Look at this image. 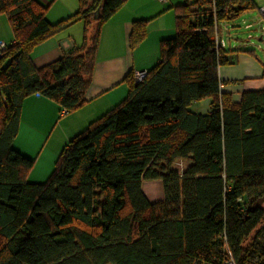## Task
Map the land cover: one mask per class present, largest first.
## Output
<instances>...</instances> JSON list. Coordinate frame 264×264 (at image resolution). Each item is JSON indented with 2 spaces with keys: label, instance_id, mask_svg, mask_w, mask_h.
I'll return each instance as SVG.
<instances>
[{
  "label": "trees",
  "instance_id": "obj_1",
  "mask_svg": "<svg viewBox=\"0 0 264 264\" xmlns=\"http://www.w3.org/2000/svg\"><path fill=\"white\" fill-rule=\"evenodd\" d=\"M125 0H79L56 23L37 0H0L15 44L0 53V264H264V90L239 102L222 91L220 25L258 10L254 0H187L174 8L175 36L127 98L76 136L44 184L16 151L23 102L83 107L102 28ZM83 23L80 46L44 67L31 54ZM148 35L135 21L134 50ZM254 55V51H247ZM255 56V55H254ZM211 99L209 112L190 107ZM184 165L178 168V165ZM160 180L150 203L143 181Z\"/></svg>",
  "mask_w": 264,
  "mask_h": 264
},
{
  "label": "crops",
  "instance_id": "obj_2",
  "mask_svg": "<svg viewBox=\"0 0 264 264\" xmlns=\"http://www.w3.org/2000/svg\"><path fill=\"white\" fill-rule=\"evenodd\" d=\"M37 1L48 7L46 18L51 24H56L79 10V0ZM186 1L125 0L124 7L102 28L92 83L85 95L86 103L77 111L64 114L63 109L54 101L37 95L24 100L19 132L12 146L35 162L28 177L30 183H46L58 158L70 142L127 98L129 88L124 79L130 72H148L158 63L161 41L173 38L176 33L174 8ZM254 1L256 4L264 2ZM260 8L256 11L259 12ZM139 20L148 22V35L140 45L131 50L129 36L133 23ZM250 20L253 21L251 18ZM233 22L224 24L231 27ZM245 22V29L251 30L253 23L244 19ZM84 30V24L77 23L37 46L31 54L34 65L44 67L80 46ZM247 38L251 39L253 35L249 34ZM222 41L227 50L225 40ZM0 43L7 47L16 43L9 21L4 15H0ZM247 47V44H243L230 48L235 52L227 55L229 64L219 70L223 81L222 91L231 94L234 102H239L244 92L264 90V64L247 53L250 51ZM146 182L142 183V191L148 201H162L164 197L157 200L144 190Z\"/></svg>",
  "mask_w": 264,
  "mask_h": 264
},
{
  "label": "rangeland",
  "instance_id": "obj_3",
  "mask_svg": "<svg viewBox=\"0 0 264 264\" xmlns=\"http://www.w3.org/2000/svg\"><path fill=\"white\" fill-rule=\"evenodd\" d=\"M264 6V2L261 4H257L258 8L260 6ZM247 13V12H246ZM250 18L253 20L251 21ZM244 19L247 22L253 23V28L249 31L245 29ZM263 28V30H262ZM230 31V32H229ZM252 34L253 38H247V35ZM220 35L221 38L225 40L227 45V51L232 54L231 51L233 48L238 47L239 45L243 46V44H247L248 50L254 51L255 57L260 60L262 64H264V18L258 11H250L247 14H244L237 20H235L231 27L227 24L220 25ZM242 38H239V37ZM236 37V38H235ZM263 37V38H261ZM232 48V49H230ZM211 99H204L190 107L192 111L198 113H207L210 110ZM184 165H178V168H182ZM147 181L144 184V190L147 193L151 194V197L155 199H162L164 197V187L162 181Z\"/></svg>",
  "mask_w": 264,
  "mask_h": 264
},
{
  "label": "built area",
  "instance_id": "obj_4",
  "mask_svg": "<svg viewBox=\"0 0 264 264\" xmlns=\"http://www.w3.org/2000/svg\"><path fill=\"white\" fill-rule=\"evenodd\" d=\"M160 2H166L167 0H158ZM259 13L262 15V17L264 18V7H261L259 9ZM218 47H222L224 48V43L222 41V39H219L218 41ZM6 48V45L4 43H0V50L3 51L5 50ZM147 76V72L146 71H136L134 72V78L135 80L139 83V82H142ZM63 113L66 114L67 111L65 109H63ZM227 264H235L232 256H231V253L229 252L228 253V260H227Z\"/></svg>",
  "mask_w": 264,
  "mask_h": 264
}]
</instances>
